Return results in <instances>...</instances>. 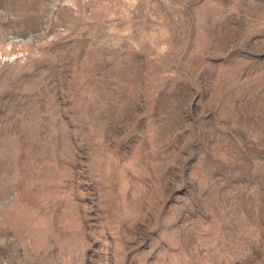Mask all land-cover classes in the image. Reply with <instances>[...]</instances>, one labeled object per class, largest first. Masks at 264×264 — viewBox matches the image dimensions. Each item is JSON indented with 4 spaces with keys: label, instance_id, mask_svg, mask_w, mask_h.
<instances>
[{
    "label": "rangeland",
    "instance_id": "1",
    "mask_svg": "<svg viewBox=\"0 0 264 264\" xmlns=\"http://www.w3.org/2000/svg\"><path fill=\"white\" fill-rule=\"evenodd\" d=\"M0 264H264V0H0Z\"/></svg>",
    "mask_w": 264,
    "mask_h": 264
}]
</instances>
